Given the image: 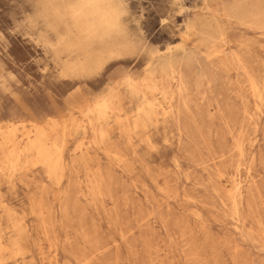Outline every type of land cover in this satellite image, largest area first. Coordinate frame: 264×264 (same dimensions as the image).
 Here are the masks:
<instances>
[{
  "label": "rangeland",
  "instance_id": "obj_1",
  "mask_svg": "<svg viewBox=\"0 0 264 264\" xmlns=\"http://www.w3.org/2000/svg\"><path fill=\"white\" fill-rule=\"evenodd\" d=\"M83 1L0 0V264H264V0Z\"/></svg>",
  "mask_w": 264,
  "mask_h": 264
},
{
  "label": "bare ground",
  "instance_id": "obj_2",
  "mask_svg": "<svg viewBox=\"0 0 264 264\" xmlns=\"http://www.w3.org/2000/svg\"><path fill=\"white\" fill-rule=\"evenodd\" d=\"M236 2V6L237 8L239 7V3H240V0H237V1H234ZM243 2V1H242ZM244 3V2H243ZM235 5V3H234ZM242 5V3H241ZM243 6V5H242ZM83 7V6H82ZM254 7V6H253ZM252 7V9H253ZM257 7V6H256ZM261 7H263L261 5ZM244 8V6H243ZM250 8V7H249ZM245 9V8H244ZM263 9V8H261ZM233 10V9H232ZM238 10V9H237ZM236 10V11H237ZM246 10V9H245ZM248 10V8H247ZM256 11V10H254ZM252 11V12H254ZM238 12V11H237ZM242 12V11H240ZM247 12V11H246ZM249 12V11H248ZM236 13V12H235ZM237 14V13H236ZM241 14V15H240ZM239 15L240 16H243L245 13H240ZM243 14V15H242ZM251 14V13H250ZM256 14V13H254ZM254 14L252 13L251 15L254 16ZM239 16V17H240ZM79 18V17H78ZM242 19V18H240ZM242 21V20H241ZM81 28V27H80ZM214 31V30H213ZM216 31V30H215ZM212 33V32H211ZM217 33V31H216ZM221 34V32H220ZM214 35V34H213ZM212 36V35H210ZM209 36V37H210ZM217 34L214 35V37L216 38ZM213 37V36H212ZM219 37V36H218ZM214 39V38H213ZM120 51V50H119ZM121 52V51H120ZM119 53V52H118ZM170 58V57H169ZM173 58V57H172ZM166 59V58H165ZM170 60V59H169ZM165 63V62H164ZM163 63V65H160L157 66L156 70H157V73L159 74V78L160 77H166V78H171L172 75H171V71L170 69ZM173 71V70H172ZM174 78V77H172ZM140 81V80H138ZM145 82V84L147 83L148 87L152 89H156L155 87V82H154V79L153 78H150V77H145L143 78V81H142V84ZM176 82H177V86H178V89H182V83H181V80L180 78H176ZM138 83V82H137ZM136 83V84H137ZM141 83V82H140ZM136 86V85H135ZM138 87V86H136ZM155 87V88H154ZM142 88V87H141ZM129 89V88H128ZM141 93H142V90L140 89ZM155 91V90H154ZM165 95V94H164ZM143 96V95H142ZM144 97V96H143ZM142 105V104H141ZM104 107H105V104L103 102H95L93 104H88L85 106V108L83 109H80L81 113H83V115H89V114H96V116H99V114H101V112L104 110ZM139 110V109H138ZM137 110V111H138ZM145 110V109H144ZM142 111H143V108H142ZM143 114V113H142ZM144 115V114H143ZM96 118V117H95ZM52 121H53V124H56L57 123V120L54 118V117H51ZM141 119V118H140ZM143 119V118H142ZM97 120V119H96ZM93 121H90V123H92ZM22 121L21 122H11L9 124H6L4 126H0V152H4V153H9V151H5L4 150V147L3 145L6 144V143H9L11 145H13V147L16 145V142H15V139H16V134H17V131L20 129V125H21ZM95 123V122H94ZM144 123V122H143ZM23 126V125H22ZM52 126L49 125V124H46V125H35L34 128L31 130V132L33 131L34 133V138L32 140H38L39 142H42L44 140H48V132H50V128ZM144 127V126H143ZM96 128V127H95ZM85 130V129H84ZM93 130V129H92ZM95 130V129H94ZM95 132V131H94ZM102 133V132H101ZM33 135V134H32ZM94 135V134H93ZM99 135V134H98ZM97 135V136H98ZM27 136V135H26ZM96 136V137H97ZM99 137V136H98ZM19 138V137H18ZM22 139V138H21ZM55 139V138H54ZM50 141V140H49ZM37 142V141H36ZM54 142V141H53ZM56 143V141H55ZM5 146V145H4ZM9 146V145H8ZM34 146V145H33ZM37 146V145H36ZM39 146V145H38ZM12 148V147H11ZM56 148V147H55ZM35 149V148H34ZM27 150V148H26ZM13 153H14V150H12ZM12 153V155H14ZM29 154V153H28ZM32 155V154H31ZM2 156V155H1ZM0 156V157H1ZM26 162V161H25ZM16 163V162H15ZM10 165V163H9ZM26 167V166H25ZM41 168V167H40ZM2 243V242H1ZM3 247V246H2ZM1 247V248H2Z\"/></svg>",
  "mask_w": 264,
  "mask_h": 264
},
{
  "label": "crops",
  "instance_id": "obj_3",
  "mask_svg": "<svg viewBox=\"0 0 264 264\" xmlns=\"http://www.w3.org/2000/svg\"><path fill=\"white\" fill-rule=\"evenodd\" d=\"M83 6V7H82ZM98 4L96 3L95 0H84L83 3L81 5L78 6V8H76V12H75V16L78 18H83V17H99L102 16V18L108 20L110 19V17L102 12V14H98V12L96 11V9L98 8ZM50 117V116H49ZM52 117V116H51ZM17 122H21L17 121Z\"/></svg>",
  "mask_w": 264,
  "mask_h": 264
}]
</instances>
